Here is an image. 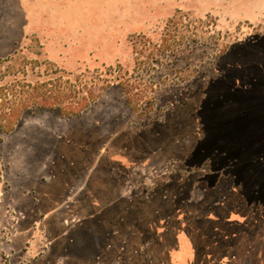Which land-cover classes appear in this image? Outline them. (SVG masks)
<instances>
[{
	"label": "rangeland",
	"instance_id": "rangeland-1",
	"mask_svg": "<svg viewBox=\"0 0 264 264\" xmlns=\"http://www.w3.org/2000/svg\"><path fill=\"white\" fill-rule=\"evenodd\" d=\"M50 92L64 110L88 107L74 117L38 109ZM24 93L38 98L19 117ZM11 107L18 121L0 129V264H195L131 244L135 217L113 210L116 198H88L93 166L111 152L95 154L93 134L196 112L193 132L209 127L204 149L148 153L144 185L180 159H207L264 209V0H0V118ZM170 256L193 257L188 246ZM213 256L196 264H264V227Z\"/></svg>",
	"mask_w": 264,
	"mask_h": 264
},
{
	"label": "flooded vegetation",
	"instance_id": "flooded-vegetation-1",
	"mask_svg": "<svg viewBox=\"0 0 264 264\" xmlns=\"http://www.w3.org/2000/svg\"><path fill=\"white\" fill-rule=\"evenodd\" d=\"M195 115L196 112H182L175 107L173 111L165 112L163 117L150 120L133 131L123 125L118 126L110 137L93 134V139L96 138L94 145L99 147L95 148L94 153L100 155L102 149L111 152L101 154L103 160L94 164L91 179L95 184L93 190H96L91 189L88 198L94 202L98 196L116 198L117 201L111 202L112 209L116 204V208L125 212L126 218L134 216L141 232L138 237L132 238L131 244L164 248L169 263L206 262L214 257L218 248L229 250L241 246L244 238L257 237L264 227V209L258 207L255 196L253 200L246 199L241 184L235 186L228 180L230 175H226L223 166L216 170L207 159L201 163L180 159L173 165V170L168 171V175L157 176L152 190L144 185L150 160L147 159L148 153L159 152L157 157L164 158L170 155L164 152L189 151L192 157L195 152L204 149L199 144L201 137H204L203 129L193 132L192 120ZM94 131L98 132L96 129ZM120 136L124 139H118ZM157 140L162 143L158 145ZM118 141L124 142L118 145ZM131 181L143 185L138 191H133L128 199L121 194L116 195V190L120 192ZM105 189L104 194H98V191ZM195 193L201 196L196 198ZM124 205L127 208H121ZM97 213L98 210L91 216V222L100 221L101 216ZM185 246L190 248L192 259L175 258V261L170 256L172 251Z\"/></svg>",
	"mask_w": 264,
	"mask_h": 264
},
{
	"label": "trees",
	"instance_id": "trees-1",
	"mask_svg": "<svg viewBox=\"0 0 264 264\" xmlns=\"http://www.w3.org/2000/svg\"><path fill=\"white\" fill-rule=\"evenodd\" d=\"M17 80V79H15ZM49 83V82H48ZM47 84V83H45ZM251 94V91H248V94ZM22 98H23V103L21 105V108L22 107H25L23 109L20 110V113H19V110L18 109H15L14 107H11L10 110H11V113L9 116H4V117H1L0 118V129H5L7 127L6 124L9 125V127H12L14 126L15 122L18 121V119L15 121V122H10L11 121V118H13L14 116H16L18 113L19 117H21L24 113H30L31 111L29 110L30 108L29 107H26L28 106V104L30 103L31 99L32 98H38L36 95L34 94H31V93H24L22 95ZM40 98V101L36 100L35 99V105L38 109H43V110H51V111H57L61 116H64V117H74L76 115H79L82 111H84V109H86L88 107V104L86 103V105H83L82 107H72L70 109H66L64 110L63 107L60 105V101H62L63 99L60 97V96H57V95H53V93H45L44 96L42 97H39ZM40 102H42V104H40ZM18 118V117H17ZM12 123V124H11ZM208 128L207 127L205 130L203 129L204 131V137L202 136L201 137V140L199 142V144L201 146L204 147V145L202 144V141H207L206 139V136H207V133H208ZM222 144L223 142L221 143L220 145V148L222 147ZM224 146V145H223ZM224 148V147H222ZM221 148V150L223 152H227V151H224L223 149ZM226 150V149H225ZM228 154V153H227ZM230 156V154H228V157ZM254 191L252 190L250 193H253ZM252 194H250L251 196ZM250 198V197H249ZM181 253V252H180ZM185 259V257H181L179 260H183ZM178 263H184V262H178Z\"/></svg>",
	"mask_w": 264,
	"mask_h": 264
}]
</instances>
